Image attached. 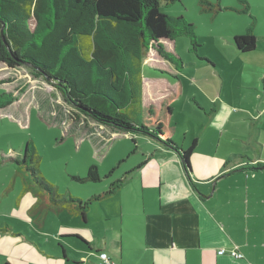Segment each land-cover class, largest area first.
Listing matches in <instances>:
<instances>
[{
  "label": "crops",
  "instance_id": "1",
  "mask_svg": "<svg viewBox=\"0 0 264 264\" xmlns=\"http://www.w3.org/2000/svg\"><path fill=\"white\" fill-rule=\"evenodd\" d=\"M226 1L214 12L237 16L229 19L230 28L216 32L226 42L199 54L207 60L196 62L210 69L214 84L207 103L198 104L204 117L199 136L188 140L172 119L173 141L184 151L193 148L191 181L178 153L144 135L152 148L125 171L123 186L96 211L97 222L87 216L90 208L85 218L66 210L36 211L37 188L29 178L20 197L31 193L36 200L19 199L10 220L0 223V264H103L101 254L111 264H264V0ZM248 33L257 43L244 53L233 40ZM212 128L219 139L209 135ZM64 212L65 225L42 234L46 245L33 236L44 231L49 213L63 218ZM99 238L103 248L96 247ZM221 249L226 255H218ZM231 251L242 258L231 257Z\"/></svg>",
  "mask_w": 264,
  "mask_h": 264
},
{
  "label": "rangeland",
  "instance_id": "2",
  "mask_svg": "<svg viewBox=\"0 0 264 264\" xmlns=\"http://www.w3.org/2000/svg\"><path fill=\"white\" fill-rule=\"evenodd\" d=\"M203 3L204 0L162 3L164 14L182 19L193 27L195 39L180 34L165 41L166 44L161 42L158 47L148 49L144 60L145 109L159 111L174 100L172 119L178 121L179 131L180 128L186 131L188 140L194 135L198 137L203 127V112L199 110L202 107L198 104H206L213 93L210 88L214 84L208 79L210 69L196 64L207 60L199 54H207L216 44L219 46V42L224 44L225 39H218L216 32L230 28L229 19L237 17L231 12L214 14ZM170 42L173 47L169 46ZM224 47L229 50L228 45ZM58 89L43 78H35L25 65L10 68L0 62V96L12 98L10 105L0 109V223L10 220L8 216L12 215L19 199L27 195L36 200L31 193L20 197L29 178L31 185L38 187L31 179L32 168L60 197L72 196L85 201L91 196L102 195L117 180L124 179L125 171L133 170L142 161L143 151L152 148V142L141 134L117 131L80 114L75 104ZM213 130L210 129L209 135L219 139L221 134ZM113 140L116 141L111 143ZM173 142L176 143L175 139ZM185 146H189V141ZM119 158H123L121 162ZM90 166L98 167L101 181H78L86 179ZM106 200L90 206L91 214L88 212L90 216H87L93 217L94 222L98 218L96 211L103 209ZM64 217L69 219L68 213L64 212L63 218L49 213L44 231L33 236L46 245L42 234L50 235L61 224L65 225L68 219ZM76 219L81 220L80 217ZM99 242L102 239L99 238ZM104 244L96 247L103 248ZM54 246L57 247V243ZM36 251L41 255L37 248ZM56 260L48 258V262L59 261Z\"/></svg>",
  "mask_w": 264,
  "mask_h": 264
},
{
  "label": "trees",
  "instance_id": "3",
  "mask_svg": "<svg viewBox=\"0 0 264 264\" xmlns=\"http://www.w3.org/2000/svg\"><path fill=\"white\" fill-rule=\"evenodd\" d=\"M178 1L0 0V62L10 68L30 64L33 76L46 81L51 78L80 114L114 130L160 141L178 153L191 181L193 148L184 151L173 142L174 100L159 111L147 110L143 105L146 51L158 47L160 40L180 34L195 39L192 26L161 11L162 3ZM203 4L212 12L222 9L218 3ZM233 43L238 50L248 53L255 50L257 42L248 33L235 37ZM158 49L163 53V49ZM11 103L12 98L0 96V109ZM32 169L31 179L39 187L34 193L39 200L36 211L41 207L51 212L66 210L82 218L92 203L112 196L125 181L119 179L102 195L83 201L72 196L60 197ZM78 181L100 182L98 167L90 166L86 179Z\"/></svg>",
  "mask_w": 264,
  "mask_h": 264
},
{
  "label": "built area",
  "instance_id": "4",
  "mask_svg": "<svg viewBox=\"0 0 264 264\" xmlns=\"http://www.w3.org/2000/svg\"><path fill=\"white\" fill-rule=\"evenodd\" d=\"M218 255H220V256L226 255V250L221 249L218 252ZM230 256L235 258V259H241L242 258V255L240 253L235 252V251H231ZM100 259L103 262V264H111V260L106 254H101Z\"/></svg>",
  "mask_w": 264,
  "mask_h": 264
},
{
  "label": "water",
  "instance_id": "5",
  "mask_svg": "<svg viewBox=\"0 0 264 264\" xmlns=\"http://www.w3.org/2000/svg\"><path fill=\"white\" fill-rule=\"evenodd\" d=\"M1 35H2V39H3V41H5V38H4V28L2 27V30H1ZM6 44V43H5ZM7 46V45H6ZM7 48H8V46H7ZM9 49V48H8ZM25 66H27V67H29V68H33L32 67V65H30V64H25ZM48 81L49 82H53L52 81V79L51 78H48ZM54 83V82H53ZM264 168H261V170H263ZM225 176H222V178H224ZM216 184V182H214V184H213V186Z\"/></svg>",
  "mask_w": 264,
  "mask_h": 264
}]
</instances>
